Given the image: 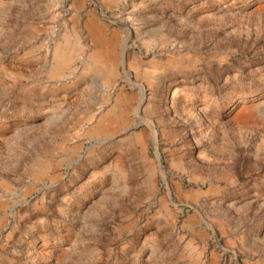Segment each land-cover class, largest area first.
Masks as SVG:
<instances>
[{
	"label": "rangeland",
	"instance_id": "rangeland-1",
	"mask_svg": "<svg viewBox=\"0 0 264 264\" xmlns=\"http://www.w3.org/2000/svg\"><path fill=\"white\" fill-rule=\"evenodd\" d=\"M0 264H264V0H0Z\"/></svg>",
	"mask_w": 264,
	"mask_h": 264
},
{
	"label": "crops",
	"instance_id": "crops-1",
	"mask_svg": "<svg viewBox=\"0 0 264 264\" xmlns=\"http://www.w3.org/2000/svg\"><path fill=\"white\" fill-rule=\"evenodd\" d=\"M95 30H97V29H94L93 27L92 28L90 27V31L91 32L92 31L94 32ZM100 30L103 31V29H100ZM100 30H97V31L94 32V33H97L98 34V37H99V41L97 42L98 43L99 50L97 51V53L95 55L96 56V59L103 57L102 56V52H104V51L101 50L100 46H103L104 44H106L105 43L106 42V40H105L106 35L104 34V31H103V34L100 33Z\"/></svg>",
	"mask_w": 264,
	"mask_h": 264
}]
</instances>
